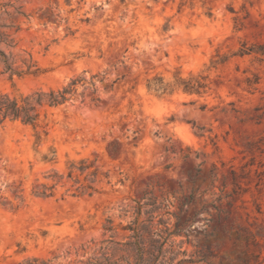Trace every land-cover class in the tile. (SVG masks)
I'll return each instance as SVG.
<instances>
[{"label": "rangeland", "instance_id": "obj_1", "mask_svg": "<svg viewBox=\"0 0 264 264\" xmlns=\"http://www.w3.org/2000/svg\"><path fill=\"white\" fill-rule=\"evenodd\" d=\"M3 23L0 94L76 83L0 121V264H264V0H0Z\"/></svg>", "mask_w": 264, "mask_h": 264}, {"label": "trees", "instance_id": "obj_2", "mask_svg": "<svg viewBox=\"0 0 264 264\" xmlns=\"http://www.w3.org/2000/svg\"><path fill=\"white\" fill-rule=\"evenodd\" d=\"M8 15L9 13L6 12ZM19 14H22L21 11H18ZM14 24H1V27H12ZM0 41H4L5 43L9 44L11 40L8 39V34L6 32H0ZM244 52V51H243ZM0 62L3 64V67L6 71H10L12 73L21 74L22 71H17L13 67V61L11 60L10 56H8L2 49H0ZM29 67L27 68L26 72H29ZM76 79L72 80L68 85L63 86L57 90H49L48 92H44L42 90L34 91L26 95H10L8 93L0 94V121L5 119L10 120H20L25 124H30L35 126L39 117L38 108L42 105L48 106H56L63 103L66 100V95L71 93L74 88ZM180 84L183 86V89L186 91L200 93L201 88L204 87V84L192 79L189 80H182ZM148 89L165 93L170 88L167 84L162 82L161 78H154L152 82L147 84ZM148 204V203H146ZM153 204V203H151ZM142 204L138 203L136 214H140V209ZM162 222V221H161ZM134 230V235L137 237H141V233L137 231V228H132ZM170 234V233H169ZM142 242V241H140ZM162 245V244H161ZM141 253L142 248H138ZM150 256L144 259L140 255V263L139 264H152L154 259L151 258L153 253L149 252Z\"/></svg>", "mask_w": 264, "mask_h": 264}]
</instances>
